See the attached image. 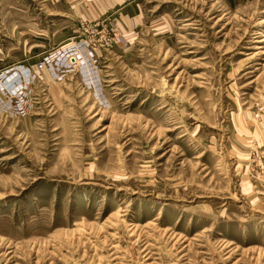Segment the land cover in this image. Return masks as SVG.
<instances>
[{"label":"rangeland","instance_id":"1","mask_svg":"<svg viewBox=\"0 0 264 264\" xmlns=\"http://www.w3.org/2000/svg\"><path fill=\"white\" fill-rule=\"evenodd\" d=\"M0 264H264V0H0Z\"/></svg>","mask_w":264,"mask_h":264},{"label":"bare ground","instance_id":"2","mask_svg":"<svg viewBox=\"0 0 264 264\" xmlns=\"http://www.w3.org/2000/svg\"><path fill=\"white\" fill-rule=\"evenodd\" d=\"M256 41H257V40H256ZM257 42H261V40H258ZM257 48L261 49V48H263V47H257Z\"/></svg>","mask_w":264,"mask_h":264}]
</instances>
